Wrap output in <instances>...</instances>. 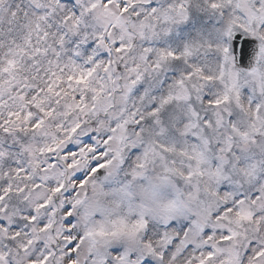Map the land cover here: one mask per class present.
<instances>
[{
  "label": "snow or ice",
  "instance_id": "1",
  "mask_svg": "<svg viewBox=\"0 0 264 264\" xmlns=\"http://www.w3.org/2000/svg\"><path fill=\"white\" fill-rule=\"evenodd\" d=\"M0 264H264V0H0Z\"/></svg>",
  "mask_w": 264,
  "mask_h": 264
}]
</instances>
